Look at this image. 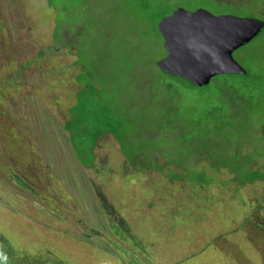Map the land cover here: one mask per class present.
<instances>
[{"label":"rangeland","instance_id":"374dc122","mask_svg":"<svg viewBox=\"0 0 264 264\" xmlns=\"http://www.w3.org/2000/svg\"><path fill=\"white\" fill-rule=\"evenodd\" d=\"M113 1L98 2V7L86 15L76 10L81 6L82 0H48L49 6L35 0H23L21 4L18 0H0V57L3 55V65H0V120L3 121H0V129L3 122L9 125L7 131L3 132L4 135L0 130V144L22 142L15 145V159L9 164L6 151L0 146V161L4 159L0 162V264H154L156 261L159 264H263L255 244L249 236L241 232L235 233L238 230L225 232L226 240L220 252L208 247L198 254L204 245L202 242L200 248L192 250L191 244L188 245V250L180 249V246L182 257L175 249V240H190L196 238L197 233L206 241L212 239L214 227L211 223L204 225L200 219L196 220L200 215L192 221L189 230L174 238L170 236L168 247L165 240L157 242V245L162 246L160 248L153 245V238L162 236L158 233L145 243L140 236L145 226L142 222L145 220H133L134 213L129 212L127 207L137 202L148 204L152 196L150 189H182L177 184H164L163 181L149 183L150 177L137 171H126L124 174H128L124 175L121 170L126 161L112 138L105 137L99 143L95 148L96 160L93 167L87 168L86 165L92 160L91 147L98 132L104 128V123L110 124L108 130L111 125H118L117 113H125L129 108L119 103L113 94L115 84H118L117 79H107L104 71H101L97 80L98 95H101L99 99L94 98L95 93L88 97V90L83 87L81 89L76 82L81 74L84 75L78 74L81 66L76 64L77 50L94 43L90 29L84 30L91 20L95 23L100 20L102 26L112 27L114 32L131 31L128 27H119V21H127L133 31H139L141 35L153 28L144 22L138 27L135 25L137 18L148 19L144 3L122 0L115 5ZM103 6L107 9L106 12H103ZM177 7L176 1H168L163 5L158 19L165 13H172ZM100 9L101 15L93 14L100 12ZM208 10L215 14L224 11L241 17L263 18L258 11L242 16L231 10ZM63 33L62 40L60 37ZM53 36L60 43H56ZM154 36L158 42V35L154 33ZM106 40L108 42L113 38ZM158 44L162 51L154 56L156 63L166 56L163 38L159 37ZM263 44L264 33L257 41L234 53L236 61L250 71L251 77L242 78L239 82V85L245 82V94L264 92V51H259ZM120 46L116 41L114 46L109 47L110 53L116 55L114 51ZM156 73L158 76L153 83V90H161V85L170 86L167 92L175 94L176 110L192 113L194 120L200 118L209 122L221 121L216 122V126L223 127V123V128L230 126V110L226 102L221 103L223 96L216 83L217 78L207 89H198L181 85L180 81L169 82L157 68ZM253 82L261 88L254 89L252 84L249 87ZM224 97L231 96L226 94ZM232 102L233 125L240 127V121L248 122L249 119L244 114L250 113L253 122L243 133L252 138L256 136L257 140L264 138V115L258 111H264V103L257 100L239 103L235 98ZM77 106H85L82 123L90 127L87 135H75L70 142V134L63 126L68 122L66 117H71ZM119 118L122 123L125 122L122 117ZM172 118L171 114H161L160 120L164 125L161 135L169 132L177 134L181 129L177 126L178 122L172 123ZM70 125L74 132L78 131L74 123L71 122ZM193 134L196 132L189 131L190 136ZM73 142L84 144L83 160L76 156L78 149L72 146ZM182 142L180 137L170 139L169 151L171 146ZM182 150L181 147L176 151L179 153ZM27 155L30 158L26 163L22 157ZM161 158L162 156L158 160ZM200 162L202 161H197ZM232 163L241 166L240 161ZM218 164L219 162H214L212 167L208 165L209 169ZM143 167L146 168V163ZM198 167L204 172L206 169L203 167L207 166L199 164ZM231 168L237 169L239 173L244 172L233 165ZM224 172L222 170L218 178L216 175L212 176L213 180H219L211 183L207 189L198 191L190 187L200 192L201 201L203 200L199 205H194L195 209L198 208L194 211L206 213L210 221L235 224L244 221L248 211L253 214L251 204L258 201L263 205V215L264 184L256 182L246 186L238 185L230 181L231 176L226 169ZM160 184L163 187H158ZM201 187L203 186H199ZM62 193L70 200L72 208L63 207L65 216L58 218L56 213L61 214V210L55 205L66 199ZM193 199V196L187 194L178 195L175 201ZM52 205L55 206L54 209H51ZM161 210L162 218L165 219L168 212L165 208ZM85 223L91 227L96 226L99 232L102 231L101 235L109 231V236L104 238L106 248L99 246L101 239L94 242L81 238V224L86 226ZM111 224H118L119 232H114L109 226ZM233 228L237 229V225ZM134 240H140L141 245L133 242ZM230 246L236 251L235 257L224 252H228ZM157 248L158 254L164 249L170 254L162 261L157 260L151 255ZM25 250L30 251V254ZM117 260L121 263H117Z\"/></svg>","mask_w":264,"mask_h":264},{"label":"trees","instance_id":"16d2710c","mask_svg":"<svg viewBox=\"0 0 264 264\" xmlns=\"http://www.w3.org/2000/svg\"><path fill=\"white\" fill-rule=\"evenodd\" d=\"M101 1L103 0H82L81 6L76 10L82 11V14L88 15L93 8L98 7V2ZM105 1L110 2L112 0ZM138 1L145 4L148 19L143 17L137 18V24L135 25L138 27L143 22L152 25L153 28L150 29L147 34L141 35V32L139 31L134 32L133 27L127 21H119V27H128L131 31L117 30L114 32L112 31V27L106 25L102 26L100 20L99 22L97 21V23L92 22L91 20L84 32L87 29H90L94 43L88 44V46L82 50H77L79 55H77L78 62L76 64L81 66V71L84 75L81 74L79 81L76 82L79 83L81 88L83 87L88 90V97L94 93L96 94L94 98L97 97V99H99L101 97V95H98L99 91H97V89L99 90L97 80L101 76V71H104L105 75H107V79H117L118 84H115L116 86L114 85L115 90L113 91V94L119 103L121 102L124 107L128 106L129 108L124 111L125 113H117L116 117L119 119L118 125H111V129L108 130L107 127L110 124L108 122L104 123V128L98 132L96 136L97 139L91 147L92 160L86 166L87 168L93 167L96 160L95 148L99 146V143L104 140L105 137H110L119 146L121 153L125 158L126 164H124L123 169L121 170L123 174L130 170L137 171L150 177L148 181L149 183H156L157 181L161 183V181H163L164 184H167V182L170 185L177 184V186L182 189H150L152 196L150 197L148 204L144 203L143 205L137 202L127 207L129 212L134 213V216L132 217L133 220H145V222H142L145 226L140 235L145 243L147 240L152 239V235H157L158 233L162 234V236L158 239L153 238V245L159 246L160 248L162 246L160 244L157 245V242L165 240V244L168 247V241L171 239L170 236H173L174 238V236H178L184 231L189 230L192 221L200 215L196 220L200 219L202 221L201 223L204 225L211 223L212 227H214V233L211 237L212 239L206 241L199 233H197L196 238L190 240H182L181 238L178 240L174 239L175 249L182 257L183 254H181L179 250L180 246V249L188 250V245L191 244L192 250L200 248L202 242L204 245L200 252H197L198 254H201V252L208 247H213L220 252L221 246L223 248L225 244V232H235L238 230L235 233L241 232L247 237L249 236L251 241L255 244V248L261 256L264 264V218H259L257 213V209L259 210L260 207H263L262 204L258 201L251 204L254 210L253 214L248 211L246 219L241 223L238 222L235 224H221L217 220L210 221V218L206 216V213L194 211L198 209H195L194 205H199L203 202V200L201 201V195H199L200 192H198L199 189H207L211 183L217 182L219 179L213 180L212 176L216 175V178H218L222 170L224 172L226 169L231 176L230 181H233L238 185L241 184L246 186L247 184L256 182H262L264 184V138L260 137V140H257L256 136L252 138L243 133L249 124L253 122L252 115L250 113L244 114L248 117L249 121H240V124H238L240 127H235L232 123V120L234 119L232 101L234 98L237 99L239 103L255 100L259 103H264V92H258L255 95L245 94V89H243L245 82L242 85H239V82L242 78L249 79L251 75L250 71L240 63L239 64L244 70H246L245 75H219L214 77L211 82L217 78L216 83L221 89V96H223L221 98V103L226 102L228 109L230 110L228 115L230 126L227 125L223 128L225 126L224 123L223 127L216 126V122L220 123L221 121L209 122L201 120L200 118L194 120L192 113H183L182 111L176 110V105L174 103L176 96L174 93L167 92V90L170 89V86L161 85V90L158 89L157 92L153 90V83L158 76L156 68L169 82L180 81L181 85H187L198 89H207L211 84L210 82L209 85L203 87L195 86L178 76L164 73L160 70L157 64L158 62H155L154 56L158 54L157 52L162 51V48H159L160 45L158 44L159 37L162 38V36L159 33L157 25L162 19L171 14V12L165 13L158 19L164 4L168 1H176L178 3L177 8L185 7L187 10H195L198 8L208 10L209 8H216L217 10H231L237 15L242 14V16H246L247 13H252V11H258L264 18V0ZM119 2H122V0H114L112 3L116 5ZM102 10L103 12L107 11L104 6L102 7ZM102 10L100 9V12L97 11L93 14H98L99 16L101 15ZM221 14L230 13L223 11L215 15ZM113 26L118 27V25ZM154 33L158 35V42ZM108 38H113V40L107 42L106 39ZM116 41H118L121 46L115 49L114 53L116 55H112L109 47L114 46ZM254 41H257V39H254L252 42ZM88 48L89 50L87 51ZM164 51L166 53L165 48ZM259 51H264V44L259 47ZM83 76H85V78ZM251 84L254 86V89L259 90L261 88L258 84H255V82L250 83V85ZM252 85L249 87H252ZM224 94H229L231 97L225 98ZM84 109L85 106H82L81 108L80 106H77L74 108L72 116L69 118L66 117L68 122L63 127L64 130L70 134V142L71 137L74 138L75 135L80 137L87 135V130L90 125L88 126L87 124L82 123V117L85 114ZM258 111L264 115V111L260 109H258ZM163 112L173 116L172 123L176 124L178 122L177 126L181 129L177 134L172 132L165 133L164 135L160 134V132H162L161 128L164 127L160 120ZM119 117H122V120L125 122L122 123ZM0 121H3V119ZM70 121L76 125L75 127L78 129L77 132L73 131ZM8 126V123L3 122V126L0 129L2 134L4 131H7ZM189 131L192 133L196 132V134L190 136ZM254 134L256 135L257 133L255 132ZM179 137L183 142L171 146L169 151L168 145L170 139H177ZM16 144H22V142L12 141L11 145L5 142L0 144L9 157L8 164L15 159ZM72 146L78 149V152L75 153L76 156L83 160L85 157V154L82 153L84 144L78 145L73 142ZM181 147L183 150L177 153L176 150ZM0 156H2L1 150ZM161 156V160H158ZM29 158V155L22 157L26 163ZM20 159L21 158H19V160ZM3 161L4 159H1L0 162L2 163ZM197 161L202 162L197 163ZM233 161H240L241 166L239 167L238 165L233 164ZM214 162H219V164L210 170L208 165L212 167ZM144 163H146V168L143 167ZM199 164L207 166L203 167L206 171L202 172L198 167ZM231 165L244 170V172L239 173L237 169H232ZM208 171L210 173H208ZM191 186L198 191H195L196 189H190ZM199 186L203 187L199 188ZM158 187H163V185L160 184ZM191 191L195 194L191 193ZM187 194L193 196L194 199L191 201H175L178 195L182 196ZM62 195L66 198L64 202L62 203L59 201V203L55 205L61 210V214L56 213V217L58 218L65 216L62 211L63 207L67 206L65 208H72V205L69 202L70 200L67 199L64 193H62ZM195 197L198 198L195 199ZM55 206L52 205L51 209H54ZM161 208H165L168 212L165 219L162 218L163 215ZM235 225H237V229L233 228ZM109 226L114 232H119L120 227L118 224H111ZM80 229L83 234L81 238L84 241L97 242L101 239L99 246L106 248L107 243L104 238L109 236V231L103 233L104 235H101L100 232L102 231L99 232L96 226L91 227L87 224L86 226L81 224ZM133 242H137V244L141 245L140 240H134ZM143 247L146 248L145 245H143ZM25 251L27 254H30V251ZM176 251L173 252L175 253ZM224 252L228 256L235 257L236 251L231 246L228 252ZM169 254L170 252L165 249L158 254L157 248V251H153L151 255L157 260L162 261ZM185 260L187 262V259ZM116 262L121 263L118 260ZM154 264H159V262L156 261Z\"/></svg>","mask_w":264,"mask_h":264},{"label":"water","instance_id":"95a60500","mask_svg":"<svg viewBox=\"0 0 264 264\" xmlns=\"http://www.w3.org/2000/svg\"><path fill=\"white\" fill-rule=\"evenodd\" d=\"M263 28L264 23L252 18L177 8L158 24L168 52L158 66L198 87L209 85L219 75H245L234 53Z\"/></svg>","mask_w":264,"mask_h":264},{"label":"clouds","instance_id":"9594fccd","mask_svg":"<svg viewBox=\"0 0 264 264\" xmlns=\"http://www.w3.org/2000/svg\"><path fill=\"white\" fill-rule=\"evenodd\" d=\"M204 9V8H203ZM175 11V10H174ZM210 12V11H209ZM172 14V13H171ZM170 14V15H171ZM213 14V13H212ZM215 15V14H214ZM221 15H227V14H221ZM229 15H231V14H229ZM234 15V14H233ZM169 16V15H168ZM216 16H220V15H216ZM234 16H236V15H234ZM263 16V15H262ZM167 17V16H166ZM236 17H240V18H252V17H241V16H236ZM252 19H255V20H258V21H260V22H262V23H264V18H252ZM163 20V19H162ZM161 20V21H162ZM160 21V22H161ZM264 31V28L262 29V31L257 35V36H255L251 41H249V42H247V43H245V45L244 46H242L241 48H239L238 50H240V49H242L243 47H246L247 45H249V44H251L252 43V41L254 40V39H257L262 33H264L263 32ZM160 33V32H159ZM63 35H64V33L61 35V37H60V39H62V37H63ZM162 36V35H161ZM53 38H54V40H55V42L57 43L58 41H59V43H60V40H57L54 36H53ZM163 38V37H162ZM164 40V39H163ZM58 43V44H59ZM66 46V45H65ZM67 47V46H66ZM164 48H165V46H164ZM165 50H166V48H165ZM237 50V51H238ZM166 53H167V56H168V52H167V50H166ZM166 56V57H167ZM166 57H164L163 59H165ZM163 59H161V60H163ZM161 60H159V61H161ZM158 61V62H159ZM158 64V63H157ZM81 71V70H80ZM79 74V73H78ZM77 74V75H78ZM82 89V88H81Z\"/></svg>","mask_w":264,"mask_h":264},{"label":"flooded vegetation","instance_id":"af4514ba","mask_svg":"<svg viewBox=\"0 0 264 264\" xmlns=\"http://www.w3.org/2000/svg\"><path fill=\"white\" fill-rule=\"evenodd\" d=\"M23 0H18V2H20V4H21V2H22ZM35 2H44V3H46L48 6H49V3H48V0H35ZM0 12H1V8H0ZM70 32V31H69ZM1 34V33H0ZM64 37V36H63ZM65 39V38H64ZM63 40V39H62ZM68 47V46H67ZM77 55H79V54H77ZM2 59H3V55H1V57H0V65L2 64L1 63V61H2ZM78 62V56H77V61H76V63ZM3 65V64H2ZM80 73H82V71H79V74ZM30 188V187H29ZM261 210H262V207H260V209L258 210L257 209V213H258V217L259 218H261V217H263L264 218V214L263 215H261ZM259 222V221H258Z\"/></svg>","mask_w":264,"mask_h":264},{"label":"snow or ice","instance_id":"6c2138e0","mask_svg":"<svg viewBox=\"0 0 264 264\" xmlns=\"http://www.w3.org/2000/svg\"><path fill=\"white\" fill-rule=\"evenodd\" d=\"M172 22H169V24L165 25V28L169 27Z\"/></svg>","mask_w":264,"mask_h":264}]
</instances>
